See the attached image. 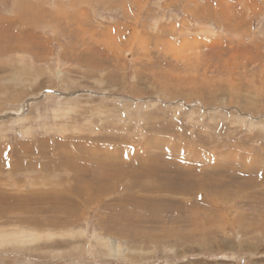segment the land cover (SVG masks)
<instances>
[{
	"label": "rangeland",
	"instance_id": "1",
	"mask_svg": "<svg viewBox=\"0 0 264 264\" xmlns=\"http://www.w3.org/2000/svg\"><path fill=\"white\" fill-rule=\"evenodd\" d=\"M0 264H264V0H0Z\"/></svg>",
	"mask_w": 264,
	"mask_h": 264
},
{
	"label": "bare ground",
	"instance_id": "2",
	"mask_svg": "<svg viewBox=\"0 0 264 264\" xmlns=\"http://www.w3.org/2000/svg\"><path fill=\"white\" fill-rule=\"evenodd\" d=\"M19 20H20V19H19ZM24 21H25V20H24ZM21 23H22V22H21ZM22 31H23V30H22ZM101 181H102V180H101ZM138 183H139V182H138ZM134 185H135V184H134ZM139 185H140V184H139ZM131 187H134V186H131ZM135 187H136V186H135ZM130 189H131V188H130ZM146 189H149V187H147ZM146 189H145V190H146ZM132 190H133V188H132ZM132 190H131V191H132ZM142 190H143V188H142ZM131 191H130V192H131ZM133 191H134V190H133ZM146 191H148V190H146Z\"/></svg>",
	"mask_w": 264,
	"mask_h": 264
}]
</instances>
